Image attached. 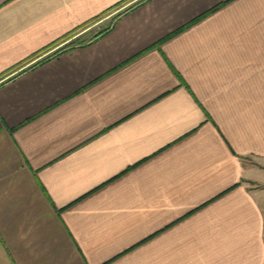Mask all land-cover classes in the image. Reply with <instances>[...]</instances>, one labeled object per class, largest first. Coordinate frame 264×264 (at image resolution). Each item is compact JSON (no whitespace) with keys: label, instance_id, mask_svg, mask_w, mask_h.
I'll use <instances>...</instances> for the list:
<instances>
[{"label":"crops","instance_id":"obj_1","mask_svg":"<svg viewBox=\"0 0 264 264\" xmlns=\"http://www.w3.org/2000/svg\"><path fill=\"white\" fill-rule=\"evenodd\" d=\"M128 1L0 0V264H264V0Z\"/></svg>","mask_w":264,"mask_h":264},{"label":"rangeland","instance_id":"obj_2","mask_svg":"<svg viewBox=\"0 0 264 264\" xmlns=\"http://www.w3.org/2000/svg\"><path fill=\"white\" fill-rule=\"evenodd\" d=\"M135 1L129 0L128 2H125L123 7L121 5V9L122 10L126 9L129 5L132 4V2L134 3ZM121 9L118 8V10L114 9L112 11H109L106 15H104V17H102L103 19L101 18V22L97 25L94 24L97 21H94L91 24H88L86 26L79 28L71 37H68L67 41L65 40L57 47V49H59L57 51H60L68 46H74V45L86 43L90 41L91 39L95 38L97 35H99L100 33L104 32L107 28H109V26L111 25V20H113L115 16V13ZM88 27H92V28L88 30L86 33L80 36H77L78 34L83 32V29H87ZM75 36L77 37L74 38Z\"/></svg>","mask_w":264,"mask_h":264},{"label":"trees","instance_id":"obj_3","mask_svg":"<svg viewBox=\"0 0 264 264\" xmlns=\"http://www.w3.org/2000/svg\"><path fill=\"white\" fill-rule=\"evenodd\" d=\"M121 5H122V4H119L117 7H119V6H121ZM106 31H108V28L105 30V32H106ZM100 34H102V33H100ZM100 34H99V35H100Z\"/></svg>","mask_w":264,"mask_h":264}]
</instances>
